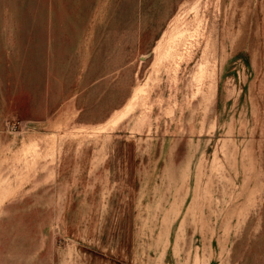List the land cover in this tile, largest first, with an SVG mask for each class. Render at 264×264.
Returning <instances> with one entry per match:
<instances>
[{
  "label": "rangeland",
  "instance_id": "1",
  "mask_svg": "<svg viewBox=\"0 0 264 264\" xmlns=\"http://www.w3.org/2000/svg\"><path fill=\"white\" fill-rule=\"evenodd\" d=\"M0 264H264V0H0Z\"/></svg>",
  "mask_w": 264,
  "mask_h": 264
}]
</instances>
